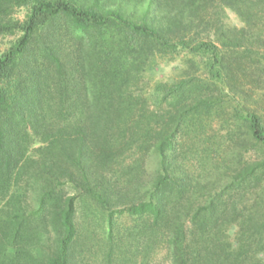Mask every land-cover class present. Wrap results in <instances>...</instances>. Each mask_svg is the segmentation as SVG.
Listing matches in <instances>:
<instances>
[{
	"label": "trees",
	"instance_id": "16d2710c",
	"mask_svg": "<svg viewBox=\"0 0 264 264\" xmlns=\"http://www.w3.org/2000/svg\"><path fill=\"white\" fill-rule=\"evenodd\" d=\"M250 3L0 0V36L12 33L11 26L22 30L0 52V264H84L87 247L77 230L75 199L64 193L66 185L108 215L121 207L141 217L147 238L160 241L168 264H264V159L247 162L241 157L232 168L222 165V170L217 164L196 171L173 142L180 115L170 113L172 136L165 125L156 132L158 140L141 149L134 144L152 129L154 112L147 105L135 113L133 99L113 95L130 73H143L159 56L178 49L205 55L206 72L222 92L235 87L228 82L230 67L216 42L222 21L212 18L210 9L230 7L245 24L236 32L253 29L264 36V0ZM12 4L27 7L20 24L5 20ZM62 15L79 34L77 47L74 42L70 49L50 45L27 56L34 32ZM90 32L99 39L87 44ZM67 74L80 83L73 99L55 85L66 81ZM162 86L167 88L164 96L181 94L176 84ZM212 103L210 95L194 98L181 110L183 121ZM237 117L245 122L246 134L264 145L259 114L244 108ZM129 149L135 150L134 158L123 159L121 166V155ZM233 225L234 238L228 232ZM110 239L104 263L110 261Z\"/></svg>",
	"mask_w": 264,
	"mask_h": 264
},
{
	"label": "rangeland",
	"instance_id": "374dc122",
	"mask_svg": "<svg viewBox=\"0 0 264 264\" xmlns=\"http://www.w3.org/2000/svg\"><path fill=\"white\" fill-rule=\"evenodd\" d=\"M241 1L249 2V5L252 4L250 3L252 0ZM7 10L5 20L11 21V25L15 24L16 20H19L20 24L27 13L26 6L16 4H12ZM214 11L212 18L215 20L219 18L222 21L220 25L222 35L220 42H216L225 53L224 59L230 67V70L225 71L228 82L235 84V87L229 85V90L227 91L224 87L225 91L222 92L221 84L214 82L209 77L210 74L206 72L205 63L207 60L205 55L200 58L192 52L178 49V47L177 51L170 50L164 54L166 56H159L151 68L144 67L145 69H141L144 71L143 73H130V77L121 80L113 92V95L133 99L132 111L135 113L137 108L147 105L154 112L151 123L152 129H148L149 131L134 144V146H141V149L150 148L152 142L158 140L156 132H159V129L165 125L166 133L169 132V135L172 136L167 117L169 113L179 114L180 123L177 124L173 142L185 151L183 161L196 171L209 169L217 164L220 168L222 165L232 168L234 160L241 159V157L247 162L264 159V145L246 134L245 122L237 117L238 110L241 113L244 108L254 110L259 114L261 124L264 127V36L260 37L258 31L253 29L252 31L244 30L243 33L236 32L235 27L239 29L245 24L239 14L230 7H211L210 13ZM253 16L256 20L260 19L255 17V14ZM258 26L259 23L254 29ZM71 27L70 20L65 15L54 18V21L44 23L34 32L28 43L29 54L27 56L32 58L44 47L50 45L70 49L74 42L73 48H76L80 38L79 34ZM230 29L235 33L232 37L227 31ZM11 30L12 33L8 32L0 36V52L13 43L22 33L18 25L11 26ZM92 32L89 33V37L87 35V44L89 39L93 42L99 39L98 34ZM119 55L121 56V53ZM39 59L43 60L40 56ZM135 67L139 69V67ZM46 68H48L47 63L44 66V74H47ZM65 80L56 83L57 88L54 86L50 88L52 91L56 88L61 92V95L65 93V96L73 99L79 94L76 90L80 83L75 82L72 75L69 74ZM115 81L113 79L114 86ZM173 84L180 86L179 93L181 94L174 96L171 91L170 94L164 96L163 90L165 92L167 88L164 89L162 85L170 88L169 86ZM110 86H112V82L106 86L107 90ZM205 95H210L213 98L212 105L202 107L196 117L191 116L186 119L185 116L183 121L181 114H185L181 110L189 106L194 98ZM180 96L183 99L178 98ZM179 99H181L180 104ZM140 130L145 129L141 128ZM131 133L126 131L127 135ZM38 145L39 143H34L33 147ZM210 146L213 148L211 151H204V147L209 149ZM134 155V149L126 150L121 155V166L124 162L133 159ZM260 185H264V176ZM252 192L256 191L252 190ZM64 193L75 199L77 230L80 239L87 247L82 254L85 256L83 258L84 264H168L165 250L160 241H151L147 238L141 217L126 212L121 207L115 208L110 215L107 211L101 212L68 185L64 186ZM260 204L264 205V200ZM188 226L190 229L189 223ZM235 231L234 225L229 227L228 232L233 238ZM109 236L111 238L109 245H112L110 261L104 263L103 260L106 259L104 255L106 256L108 248L107 237Z\"/></svg>",
	"mask_w": 264,
	"mask_h": 264
}]
</instances>
